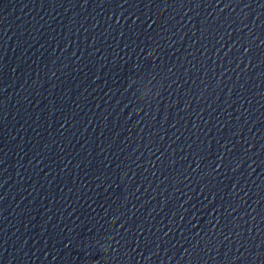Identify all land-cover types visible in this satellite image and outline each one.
I'll use <instances>...</instances> for the list:
<instances>
[{"label": "water", "instance_id": "obj_1", "mask_svg": "<svg viewBox=\"0 0 264 264\" xmlns=\"http://www.w3.org/2000/svg\"><path fill=\"white\" fill-rule=\"evenodd\" d=\"M0 264H264V0H0Z\"/></svg>", "mask_w": 264, "mask_h": 264}]
</instances>
